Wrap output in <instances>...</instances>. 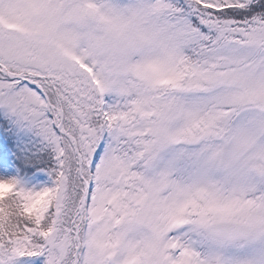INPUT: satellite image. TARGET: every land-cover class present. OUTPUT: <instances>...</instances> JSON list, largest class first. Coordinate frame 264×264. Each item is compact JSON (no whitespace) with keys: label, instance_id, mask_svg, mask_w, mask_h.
Here are the masks:
<instances>
[{"label":"snow or ice","instance_id":"1","mask_svg":"<svg viewBox=\"0 0 264 264\" xmlns=\"http://www.w3.org/2000/svg\"><path fill=\"white\" fill-rule=\"evenodd\" d=\"M0 264H264V0H0Z\"/></svg>","mask_w":264,"mask_h":264}]
</instances>
